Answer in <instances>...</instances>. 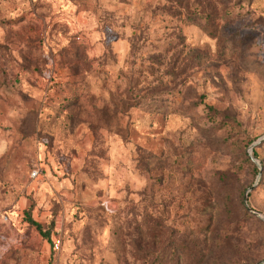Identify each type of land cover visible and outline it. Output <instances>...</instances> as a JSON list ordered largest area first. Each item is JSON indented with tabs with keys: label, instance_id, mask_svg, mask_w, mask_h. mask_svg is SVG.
I'll list each match as a JSON object with an SVG mask.
<instances>
[{
	"label": "rangeland",
	"instance_id": "rangeland-1",
	"mask_svg": "<svg viewBox=\"0 0 264 264\" xmlns=\"http://www.w3.org/2000/svg\"><path fill=\"white\" fill-rule=\"evenodd\" d=\"M263 136L264 0H0V264H264Z\"/></svg>",
	"mask_w": 264,
	"mask_h": 264
},
{
	"label": "trees",
	"instance_id": "trees-1",
	"mask_svg": "<svg viewBox=\"0 0 264 264\" xmlns=\"http://www.w3.org/2000/svg\"><path fill=\"white\" fill-rule=\"evenodd\" d=\"M206 20H208L209 18L212 19V21L216 18V15H205ZM112 97L111 99V115L113 116H119V115H124L126 112L130 111L132 108H134L135 106H133V104L131 103L133 101L132 98H128L125 95V100L123 99H119V98H114ZM107 110V109H106ZM106 110L105 109H97V112L102 114L100 117L103 118L106 116ZM254 141H251L249 143V145H251ZM264 143V141L262 143H260L259 145H257L256 147L261 146ZM248 145V146H249ZM252 158L258 159V154L256 152V149L254 148L253 152H252V156H250V160H252ZM197 162V160L195 158H191L189 160H186L184 162V165L186 166L187 171H190V165ZM263 164V162H262ZM244 194V192H243ZM216 196L219 197L220 196V192H216ZM246 196V195H245ZM245 196H243L241 202L239 203V207L235 206L234 208H229V207H225L226 209V216H223V221L224 226L223 228H220L221 231L226 230L229 232H232L233 230H236L238 232V228H240L242 226V224H244V231H246L247 229V221L248 220H255L259 223H263L261 220L257 219L253 213L250 212V210L247 208V206L245 205ZM248 206L250 207V203H249V196H248ZM250 209H252L250 207ZM26 220L27 222L30 224V226L35 227L36 230L39 232V234L48 242H53L52 239V229H53V225H54V220L51 222V226L47 229L44 230L43 227L41 226L40 223L36 222L32 216H31V209H29L28 211H26ZM243 231V232H244ZM140 239H141V243L143 245V241L146 247H149L150 245L153 248H159V246H170L172 245V241L168 242L165 241L163 238H161V233L159 231H155L152 230L151 228H148L145 230V234L140 235ZM179 247L182 249V252H184L185 250L188 253H193V251L190 249L189 247V242L187 241V238H182L180 241H178ZM195 256L198 257V250L195 252ZM223 258V257H222ZM232 259V258H229ZM256 262L254 261H250L248 264H255Z\"/></svg>",
	"mask_w": 264,
	"mask_h": 264
},
{
	"label": "water",
	"instance_id": "water-1",
	"mask_svg": "<svg viewBox=\"0 0 264 264\" xmlns=\"http://www.w3.org/2000/svg\"><path fill=\"white\" fill-rule=\"evenodd\" d=\"M264 141V136L262 137V138H260L255 144H253V146L251 147V151L253 150V148L255 147V146H257V145H259L260 143H262ZM253 161L257 164V166L260 168V173H259V175H258V181H259V179H260V177H261V173H262V167H261V165H260V163L256 160V159H254L253 158ZM251 191V189H249L248 191H247V193H246V196H245V205L247 206V208L250 210V211H252L251 209H250V207L248 206V196H249V192ZM256 215H258V216H260L261 218H262V216L260 215V214H257V213H255Z\"/></svg>",
	"mask_w": 264,
	"mask_h": 264
},
{
	"label": "built area",
	"instance_id": "built-area-1",
	"mask_svg": "<svg viewBox=\"0 0 264 264\" xmlns=\"http://www.w3.org/2000/svg\"><path fill=\"white\" fill-rule=\"evenodd\" d=\"M39 176H40V171H38V170H34V171L32 172V178H33V179H37ZM0 217H2V216H0ZM3 219L7 220V218H4V217H3ZM59 247H60V243H59V242H55V243H54V249H55V250H59Z\"/></svg>",
	"mask_w": 264,
	"mask_h": 264
}]
</instances>
